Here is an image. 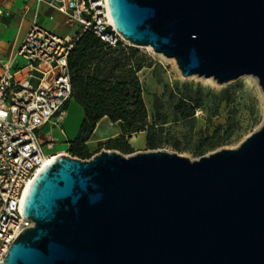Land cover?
Wrapping results in <instances>:
<instances>
[{"label":"water","instance_id":"water-1","mask_svg":"<svg viewBox=\"0 0 264 264\" xmlns=\"http://www.w3.org/2000/svg\"><path fill=\"white\" fill-rule=\"evenodd\" d=\"M134 46L184 76L250 74L264 93V0H109ZM35 222L3 264H264V123L197 159L151 149L57 155L34 179Z\"/></svg>","mask_w":264,"mask_h":264},{"label":"built area","instance_id":"built-area-1","mask_svg":"<svg viewBox=\"0 0 264 264\" xmlns=\"http://www.w3.org/2000/svg\"><path fill=\"white\" fill-rule=\"evenodd\" d=\"M23 1L25 9L34 1L33 20L15 56L0 61V264L15 239L35 226L24 215L23 202L39 170L58 153H46L41 129L62 123L67 115L73 93L69 57L76 42L92 32L112 46L130 44L115 25L109 0ZM55 13L77 31L63 35L40 22L43 14L54 21ZM8 15L0 7V24ZM19 57L22 66L15 65Z\"/></svg>","mask_w":264,"mask_h":264},{"label":"rangeland","instance_id":"rangeland-1","mask_svg":"<svg viewBox=\"0 0 264 264\" xmlns=\"http://www.w3.org/2000/svg\"><path fill=\"white\" fill-rule=\"evenodd\" d=\"M41 18L45 27L63 35H73L78 29V26L64 25L63 16L58 13H55L54 21H50L44 14ZM21 22L19 16L6 18L0 28V61H8L15 56L17 45L24 33L23 30L21 31ZM135 47L140 53L146 54L151 63L139 73L149 122H153L158 112L168 119L160 134L164 143L161 149L177 151L191 159H197L200 156L195 151L202 139L214 134L219 126L222 127L221 135H224L229 127H232L234 134L228 144L209 150L205 154L223 147H237L264 123V93L256 76L246 74L223 84L218 83L213 77L198 74L184 76L176 60L157 53L153 47L152 49L146 46ZM24 63L25 61L19 57L15 65L22 66ZM228 88H230L229 93H223ZM184 91L194 96H202L204 99V105L197 108L195 114L189 118H181L174 108L180 93ZM83 115L82 106L73 98L67 106V115L62 123L58 125L50 123L42 127L41 138L47 154L56 151L71 155L67 141L77 135ZM121 134L120 123L104 117L98 123L87 145L95 154L102 150L122 152L119 149L108 148L110 144L108 139L112 137L117 139ZM126 138L133 151L122 152L125 155L151 150L147 146L146 131L132 133ZM97 150L99 151L96 152Z\"/></svg>","mask_w":264,"mask_h":264},{"label":"trees","instance_id":"trees-1","mask_svg":"<svg viewBox=\"0 0 264 264\" xmlns=\"http://www.w3.org/2000/svg\"><path fill=\"white\" fill-rule=\"evenodd\" d=\"M150 64L147 55L140 53L133 45L120 41L112 46L92 32L81 35L69 57L72 99L74 98L84 110V118L77 136L67 141L71 156L80 159H90L94 156L95 152L89 149L87 142L104 117H108L112 122H119L122 128L119 138L108 139V148L131 153L133 149L126 136L139 131L147 132L148 148L163 147L160 134L168 119L158 112L153 122H149L139 75ZM229 91L230 88L223 93ZM203 105L202 96H194L184 91L180 93L174 108L181 118H189ZM221 128L219 126L214 134L202 139L195 151L198 156L228 144L234 134L232 127L226 129L224 135L220 134Z\"/></svg>","mask_w":264,"mask_h":264},{"label":"crops","instance_id":"crops-1","mask_svg":"<svg viewBox=\"0 0 264 264\" xmlns=\"http://www.w3.org/2000/svg\"><path fill=\"white\" fill-rule=\"evenodd\" d=\"M28 6H29L28 9H25V3H24L23 0H0V7H4L5 9L9 10V12H10V15H8V16H6V17H4L2 19L1 24H0V28L4 25L6 18L19 16L22 19V22H21L22 29H21V31L23 30L24 33H23V36L21 37V39H20V41H19V43L17 45L16 51L18 50V48H19L23 38L25 37V35H26L30 25H31V22L33 20V16H34V11H35L36 5H35L34 1H30L28 3ZM41 16H40V22L43 23ZM1 62H7V61H1ZM83 118H84V115H83ZM83 118H82V120H83ZM82 120H81V122H82ZM80 125H81V123H80ZM79 128H80V126H79ZM74 138H72V139H74ZM69 140H71V139H69Z\"/></svg>","mask_w":264,"mask_h":264},{"label":"bare ground","instance_id":"bare-ground-1","mask_svg":"<svg viewBox=\"0 0 264 264\" xmlns=\"http://www.w3.org/2000/svg\"><path fill=\"white\" fill-rule=\"evenodd\" d=\"M146 47H149V48H151L152 49V47L151 46H146ZM161 54V53H160ZM163 55V54H162ZM170 59H173V60H175L174 58H170ZM60 154H63V155H67V154H65L64 152H58V153H56L55 155L57 156V155H60ZM55 156V157H56ZM54 157V158H55ZM54 158H52L50 161H48V162H46L45 164H44V166L39 170V172H38V174L54 159ZM33 183V182H32ZM29 190V189H28Z\"/></svg>","mask_w":264,"mask_h":264}]
</instances>
